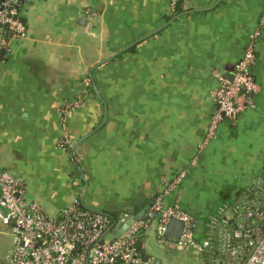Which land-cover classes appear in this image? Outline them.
<instances>
[{"label": "crops", "instance_id": "1", "mask_svg": "<svg viewBox=\"0 0 264 264\" xmlns=\"http://www.w3.org/2000/svg\"><path fill=\"white\" fill-rule=\"evenodd\" d=\"M21 12L26 37L0 50V167L44 212L79 201L136 215L189 168L167 200L201 232L225 196L264 177V0H28ZM258 30L254 106L199 151L218 76L232 78ZM141 242L152 262L172 261L152 233ZM13 246L0 222V259Z\"/></svg>", "mask_w": 264, "mask_h": 264}, {"label": "built area", "instance_id": "2", "mask_svg": "<svg viewBox=\"0 0 264 264\" xmlns=\"http://www.w3.org/2000/svg\"><path fill=\"white\" fill-rule=\"evenodd\" d=\"M23 1L28 0H0V50L7 53L11 52V39L21 40L27 35L21 12ZM259 36V30L250 36L231 79L218 76L221 85L213 92L216 111L199 151L215 138L223 121L234 123L246 108L254 106L251 96L258 92L259 86L252 68L256 61L254 45ZM60 144L69 150L73 147L66 126H63ZM198 162L196 155L189 167ZM189 172L188 168L163 177L164 189L152 206L156 218L135 220L115 240L122 219L115 221L104 212L85 205L82 208L79 201L61 209L57 215H49L38 202L27 200L23 181L0 167V222L11 226L14 243L11 253L0 264H153L137 248V243L151 233L159 245L192 252L202 257L204 264H264V188L253 182L223 200L200 232V221L195 216L177 201L167 200L184 183ZM172 220L183 224L177 242L164 237Z\"/></svg>", "mask_w": 264, "mask_h": 264}, {"label": "water", "instance_id": "3", "mask_svg": "<svg viewBox=\"0 0 264 264\" xmlns=\"http://www.w3.org/2000/svg\"><path fill=\"white\" fill-rule=\"evenodd\" d=\"M257 186L260 188H264V177H260L257 180ZM153 203L154 202L150 203L147 208H145L142 212L136 215L125 214L124 217L122 218L123 224L121 225L119 231L116 232L115 240L120 238L135 220H140L142 218L153 220L156 217V212L150 210L153 206ZM182 231H183V224L178 220H172L170 221L166 229L164 237L170 242H177L181 236ZM137 248L141 251V255L144 257V259L148 261L149 256L146 254L145 250L142 249L141 241L137 243Z\"/></svg>", "mask_w": 264, "mask_h": 264}, {"label": "rangeland", "instance_id": "4", "mask_svg": "<svg viewBox=\"0 0 264 264\" xmlns=\"http://www.w3.org/2000/svg\"><path fill=\"white\" fill-rule=\"evenodd\" d=\"M154 242L156 244L155 250L159 249L162 252V254L164 253L169 254L172 258V261H169L168 259L162 257V259H164V264H204L203 258L200 256H196L192 252L169 250L166 247L159 245V243L155 241V239ZM162 249L166 250L167 252L163 251ZM173 259H176V261ZM153 264H156V261H153Z\"/></svg>", "mask_w": 264, "mask_h": 264}, {"label": "trees", "instance_id": "5", "mask_svg": "<svg viewBox=\"0 0 264 264\" xmlns=\"http://www.w3.org/2000/svg\"><path fill=\"white\" fill-rule=\"evenodd\" d=\"M179 11V10H178ZM227 197H228V195L227 196H225L224 198H223V200H225V199H227ZM82 203V202H81ZM79 203V206L80 207H82V208H84V204L82 203ZM112 220H115V221H117V220H119V217H117L116 215H114V214H109V213H106Z\"/></svg>", "mask_w": 264, "mask_h": 264}]
</instances>
